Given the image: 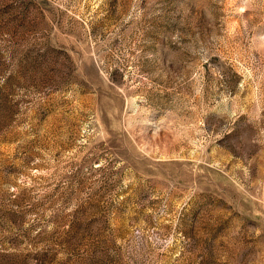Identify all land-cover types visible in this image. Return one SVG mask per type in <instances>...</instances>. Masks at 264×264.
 <instances>
[{
    "label": "rangeland",
    "instance_id": "rangeland-1",
    "mask_svg": "<svg viewBox=\"0 0 264 264\" xmlns=\"http://www.w3.org/2000/svg\"><path fill=\"white\" fill-rule=\"evenodd\" d=\"M0 264H264V0H0Z\"/></svg>",
    "mask_w": 264,
    "mask_h": 264
}]
</instances>
